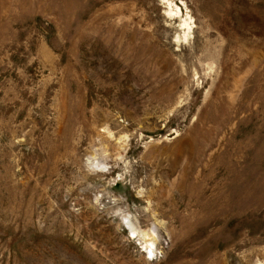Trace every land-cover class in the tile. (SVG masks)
Listing matches in <instances>:
<instances>
[{
    "label": "rangeland",
    "instance_id": "1",
    "mask_svg": "<svg viewBox=\"0 0 264 264\" xmlns=\"http://www.w3.org/2000/svg\"><path fill=\"white\" fill-rule=\"evenodd\" d=\"M0 264H264V0H0Z\"/></svg>",
    "mask_w": 264,
    "mask_h": 264
},
{
    "label": "bare ground",
    "instance_id": "2",
    "mask_svg": "<svg viewBox=\"0 0 264 264\" xmlns=\"http://www.w3.org/2000/svg\"><path fill=\"white\" fill-rule=\"evenodd\" d=\"M171 5V3L169 4ZM176 10H177V7H175ZM171 12H174L173 9L171 8L170 6V13ZM176 13V12H175ZM186 26H188L187 24H185ZM111 145V144H110ZM104 147V146H103ZM103 147L97 149L95 152H94V155L92 157V162L94 164H96L98 167H105L107 165L108 162H106V160H108V156L106 155V149H104ZM108 158V159H107ZM111 161V160H110ZM132 232L133 233H136L135 229L132 228ZM153 233V232H152ZM152 233H145V232H142L143 234V238L145 239V243L147 245V249H149L151 251L152 247H153V235ZM146 247V246H145ZM152 252V251H151ZM153 253V252H152Z\"/></svg>",
    "mask_w": 264,
    "mask_h": 264
}]
</instances>
